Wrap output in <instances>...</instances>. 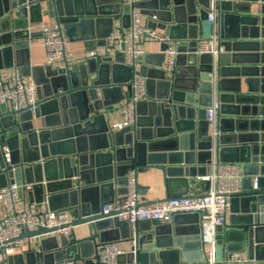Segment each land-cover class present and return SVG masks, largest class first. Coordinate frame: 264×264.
I'll list each match as a JSON object with an SVG mask.
<instances>
[{
  "label": "water",
  "instance_id": "water-1",
  "mask_svg": "<svg viewBox=\"0 0 264 264\" xmlns=\"http://www.w3.org/2000/svg\"><path fill=\"white\" fill-rule=\"evenodd\" d=\"M245 2L259 5L251 12ZM100 3L0 0V56L6 59L13 40L23 39L27 47L29 28L42 23L45 15L54 18L66 35L72 28L97 25L96 16L104 14ZM147 4L148 8L142 1L135 5L148 26L155 28L161 21L166 35L178 39L177 55L170 71L162 68L165 44L159 45L157 60L153 61L150 54L137 59L141 64L137 73L145 77L146 98L136 103V117L130 126L112 130L109 122V114L117 111L114 104L124 98L120 94L115 99L113 94L121 89L126 96L131 93L133 71L124 65L121 52L113 50L109 55L108 49L96 58L64 63L55 70L45 67L46 77L41 82L34 74L42 67H30L28 60L19 65L23 75L32 74L37 100L32 112L0 105V188L12 179L30 200L46 201L50 210H66L73 225L91 223L98 234L70 243L64 237L40 238L38 251L12 255L6 259L8 264L13 260V264H59L73 258L93 264L91 257L97 247L118 240L122 229L127 231L122 237L132 241L125 222L99 214L103 205L126 192L129 171L148 166L160 169L166 198L185 196L189 178L208 170L211 148L218 162L238 163L243 172L242 190L230 199L231 227L215 231L217 264H237L229 262L233 253H245L253 260L244 264H264V145L253 146L264 141V42L237 33L228 35L223 28L228 12L244 13L251 26L264 27V0H225L218 4L223 52L214 67L209 55L195 54L197 42L209 38L211 32L204 0H149ZM127 23L128 11L122 18L124 27ZM261 32L264 37V28ZM107 36L98 35L93 40L92 34L84 33L82 38L104 47ZM12 65L8 57L0 62V69ZM120 73L124 77L117 80ZM212 101L218 105L214 137L204 118V109ZM246 136H253L254 142ZM4 147L9 150V163L2 157ZM157 151L161 153L154 154ZM139 188L136 185L137 192L144 194L145 189ZM186 222L195 226L188 230ZM48 231L39 228L24 236ZM232 232L239 236L237 246L230 243ZM193 247L198 249L196 262L203 264L198 215H176L170 223L153 229L137 227L133 245L117 263L189 264L187 251Z\"/></svg>",
  "mask_w": 264,
  "mask_h": 264
},
{
  "label": "built area",
  "instance_id": "built-area-1",
  "mask_svg": "<svg viewBox=\"0 0 264 264\" xmlns=\"http://www.w3.org/2000/svg\"><path fill=\"white\" fill-rule=\"evenodd\" d=\"M128 7V23L124 27L121 17L112 23L111 31L105 38L102 51L116 50L123 54V63L132 69L129 80L131 93L117 106L121 120L111 124L112 130H120L134 123L136 103L146 98L145 77L137 73V59L145 55V44H165L163 50L165 71L173 69L177 55V42L171 41L165 34L148 26L146 20L142 22L141 14L136 3L140 0H124ZM225 0H208L207 20L212 23L210 37L197 42L195 54L210 56L214 67L217 56L223 52L219 45L218 27L216 24L218 4ZM40 44L44 49L45 63L50 65L55 60L63 63H73V54L66 50L61 26L55 22L51 25L40 24ZM97 54L90 52L86 58H96ZM213 70L210 76H213ZM37 100V86L30 76L23 75L16 67L0 69V105L12 110L29 108L34 110ZM217 103L212 101L204 109L209 134L214 137L217 121ZM211 158L208 164L209 173L198 177L206 182L207 190L201 194L174 196L163 200H138L134 171L126 176L123 195L101 207L100 215L125 222L130 230L132 245L137 225L141 222L170 223L174 216L189 214L198 215L199 241L201 244L203 264H217L215 259V231L225 224L226 216L230 213V199L241 192L243 172L242 166L234 162H218L211 148ZM2 157L9 163V150L4 147ZM28 188V186H25ZM98 215V214H97ZM71 214L66 210H50L46 201L30 200L22 186L14 181H8L0 188V264L18 252L38 251L37 240L44 237L68 238L75 225ZM39 228L48 229L39 236H24ZM126 250L120 249L116 241L102 243L92 255L93 264H118L117 258L125 255ZM229 262L244 264L253 262L248 260L245 253H233ZM80 264L82 261L64 259L59 264Z\"/></svg>",
  "mask_w": 264,
  "mask_h": 264
},
{
  "label": "crops",
  "instance_id": "crops-1",
  "mask_svg": "<svg viewBox=\"0 0 264 264\" xmlns=\"http://www.w3.org/2000/svg\"><path fill=\"white\" fill-rule=\"evenodd\" d=\"M140 1H142L144 3L145 8H148L147 3L149 0H140ZM100 2H101L100 3L101 6H102V8H101L102 13H104V14L101 16H96L97 18L100 19V20L98 19L97 25L96 24L91 25V26L89 25V27L86 29H83L82 27L72 28L69 31L68 35L65 34V30H63L62 26L60 25L61 30H62V34H63V39L65 42V48H66V50L70 51L73 54L76 62H79V61H82L83 59H85L90 52H94L99 56H101L103 54L102 46L98 45L97 42L90 41L91 43L88 44L87 42H89V41H86L82 38L84 33L92 34L93 40H97L98 35L102 36V35H105L107 33L109 34V31L112 28L113 21L116 18L119 19L120 17H121L120 19L122 21L123 16L128 11L127 5L124 3L125 2L124 0H100ZM204 2L207 4L208 0H204ZM245 4L250 5L249 8H250L251 12L255 11L253 8H256V6L259 5V3H253V2H251V3L245 2ZM242 7H241V9H242ZM198 8H200V6H198ZM243 9H244V7H243ZM205 10L207 11V7L205 8ZM216 15L218 17V10H217ZM111 18H112V20L110 21ZM246 19L247 18H245L244 13L242 15L241 13H237V12H235V13L228 12L226 21L223 25L224 32H226L228 35L237 33L238 35L240 34V36H245L246 39H250V37H252L253 39L256 38V40L258 42H264V37H262L263 34L261 32V29H263L264 27H262L259 24H256V26H251V24ZM144 21H145V18L143 16L142 22H144ZM216 21H217L216 24L218 27L219 22H218L217 18H216ZM55 22H56V20L54 18L50 17V15H45L43 17L42 23H40V24L51 25ZM40 24H36L32 28H29L30 36L27 39V41H28L27 47H25L23 39L15 40V41L13 40L14 42L13 41L11 42L12 50H11L10 54L8 56H6V59H8V57H9V61H11V63L13 64L12 67H16L19 70H20L19 65H21L22 62H24L25 60H28L30 67H38V68L42 67V69H43L42 71L40 70L34 74L35 79L38 82H41L46 77L45 69H44L45 67H50L52 70H55V69H58L59 67H62L64 64L63 61H61V60H55L50 65H46L44 49L42 48V46L40 44V32L38 30V26ZM155 25H156L155 26L156 30H158L159 32L166 35L165 29L161 26L162 25L161 21H160V23L156 22ZM254 28L257 29V32H254ZM169 39L171 41L178 42V39H175V38H169ZM89 45H91V49L87 48ZM16 50H18V51H16ZM145 52H146L145 54L152 55V58H153L152 60L155 61V60H157L155 58L158 57L157 55L160 52V46L156 43H147V44H145ZM181 53L183 54L184 52H181ZM108 54L112 55L113 50L108 51ZM4 56L5 55H3V54H1V56H0V62L1 63H4V61L6 60V59L4 60ZM69 65H72V63H70ZM140 65L141 64L138 63V65L136 66L137 70H138ZM181 66L183 69H185L186 64L183 62V63H181ZM28 76H30L33 79L32 74H28ZM123 77H124V75L122 73H120V77L116 76L115 78L117 80H119V78L121 79ZM33 81L35 82L34 79H33ZM120 94H123L124 98H125L126 97L125 89H121V91L116 93V94L114 93L113 96H115V99H119ZM124 98L121 99L120 101L117 100L116 104H114V107L117 108V106L123 102ZM120 120H121V116H120L118 111H113L112 113L109 114L110 124L117 123ZM258 134H260V132ZM244 138L248 139V140H253V142H254L253 136H246ZM263 140H264V133H263ZM262 144L264 145V141L261 142V144L258 142L253 143V146L256 147V146L262 145ZM160 153L161 152H158V151L154 152V154H160ZM170 158H172V157H170ZM129 172H131V171H129ZM208 173H209V168H208V170H207V168H206V170L202 169L200 171V175H197L193 178H189V180H188L189 181L188 182V192H187L188 196L189 195H195V194H201L207 190V187H208L207 183L200 181L198 179V177L207 175ZM127 174H126V176H127ZM134 175H135V179H136V185L138 187H140L139 189H142V188L145 189L144 194L138 193V200L140 202L166 199L167 191L164 187L163 172L160 169L148 166V167L138 169L134 173ZM9 181H13V180L11 179ZM239 206H240V204H239ZM229 216H230V213H228L226 216L225 225L222 227L223 232L225 229L231 227ZM184 225L188 230L192 229V225H193V227L195 226L192 222H186V223H184ZM149 226L153 229L154 227L160 226V224L156 223V222H147L146 221V222H141L137 225L139 230H146L147 228H149ZM121 232L123 233L122 235H125L127 233V231L125 229H122ZM97 234L98 233L94 230L91 223L78 224V225H75L74 227H72V231L70 232V236L67 238V240L70 243L72 240H81V239L89 237V236H95L96 237ZM122 235H120L118 240H113V241L117 242L118 247L120 249H124L127 251L131 242L126 241L127 238H123ZM232 235L234 236V239L232 241H230V243L232 245L236 244V246H237L240 243L239 242V236L235 237V233H233V232H232ZM56 238L59 239L60 237H56ZM223 241H224V238H223ZM108 242H111V241H108ZM104 243H106V242H104ZM34 249L37 250L38 248H34ZM25 252H28V251L26 250V251H23L22 253H25ZM187 252H188V256L190 258L189 264H200V263L196 262V260L199 257L198 249L193 247V248H190ZM17 254H20V252H18ZM14 255H16V254H14ZM74 257H76V256H74ZM13 263H14V260H13ZM13 263L10 262V264H13ZM5 264H8V262L6 261ZM80 264H83V262Z\"/></svg>",
  "mask_w": 264,
  "mask_h": 264
}]
</instances>
